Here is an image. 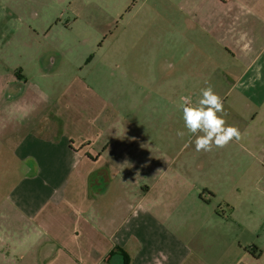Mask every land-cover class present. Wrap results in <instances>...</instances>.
Returning a JSON list of instances; mask_svg holds the SVG:
<instances>
[{
  "label": "crops",
  "instance_id": "0c3cea01",
  "mask_svg": "<svg viewBox=\"0 0 264 264\" xmlns=\"http://www.w3.org/2000/svg\"><path fill=\"white\" fill-rule=\"evenodd\" d=\"M159 1L109 16L112 40L101 25L84 41L66 39L69 27L56 41L36 39L32 78L0 64V141L19 175L0 207V264L11 260L5 249L27 264H121L122 251L129 264H241L249 255L242 230L263 216L264 122H243L263 125L241 129L236 152H197L184 122L136 120L149 91L129 80L162 77L157 53L170 32L176 73L199 57L229 60L240 65V88L260 92L264 0ZM127 29L159 31V51L131 56L132 42H119Z\"/></svg>",
  "mask_w": 264,
  "mask_h": 264
},
{
  "label": "rangeland",
  "instance_id": "374dc122",
  "mask_svg": "<svg viewBox=\"0 0 264 264\" xmlns=\"http://www.w3.org/2000/svg\"><path fill=\"white\" fill-rule=\"evenodd\" d=\"M141 1L0 0V40L6 42L5 47H7V51L4 48L0 54V64L6 63L7 66L20 65L23 69H26L25 73L32 78L34 74V41L36 39L45 43L48 42V39L56 41L63 38L64 27H69L71 30L70 35L64 33L66 39L71 36V40L73 41H84L94 36L92 25L97 27L101 25L102 30L108 31V33L106 32L108 36L110 33H113L112 36L108 37V40H112L117 35V23L107 18L111 16L114 19L116 15V17L118 16L117 19L121 20L127 11L139 5ZM158 1L151 0L153 3H158ZM124 23L125 21L121 23L123 27H125ZM56 24L58 27L55 26ZM119 33V42L127 44L128 39L132 42L130 44L131 49L129 50L132 51L130 53L131 56L146 55L148 50L154 47L158 49L160 45L155 43L160 34L157 30H152L148 33L143 32V36L142 32H133L130 29L125 30L124 34L121 32L120 34L122 35ZM164 40V48L166 50L162 49L157 53L160 59L157 68H164V71L160 73L162 77L153 80L144 78L142 73H136L133 79L129 80V84L131 83L135 87L146 88V95L149 91V95L144 100L143 106L135 111L134 117L136 120L139 122L143 119H148L149 121L156 120L157 122H184L182 110L179 109L181 104L179 98L181 96H189L193 98L192 102L195 103L201 98V89L211 86L214 92L223 100L226 112L225 119L228 125L236 126L239 130H245L246 135L251 134L250 131L256 125H260V127L263 125L262 123H258L252 124L250 127H244L243 122H264V69L260 73L261 81L259 82L262 83L260 92L255 89L246 91L240 88L242 86H240L238 78L240 65L229 60L226 62L224 59L215 58L216 62L212 64L210 62L205 63L204 59L199 57L196 62L183 63L181 72L177 71L176 73L174 68L176 65L175 36L170 32H166ZM19 44L23 46L16 48L15 46L18 47ZM36 44L39 45L40 43ZM19 50L22 51L19 53ZM9 54H11V59ZM148 54L154 55L152 52ZM91 59V56H87L86 62H89ZM161 60L164 62L161 63ZM133 64L136 67H141L140 63L135 62ZM156 86H162L163 89L155 88ZM149 89L152 90L150 91ZM160 91L165 93V96L156 95ZM123 97L120 98L123 99ZM157 107L160 108V112H158ZM237 144V141L233 140L228 144L227 150L229 152H236ZM216 149L220 152L223 151V148H216L214 146L213 150ZM9 154H11L9 146H4L0 141V157L5 158L3 163L0 162V207L4 202L6 194L4 190H8L16 181V178L19 177L17 172L14 174L11 172V169H14V160ZM7 169H10V172ZM213 202L214 204L211 208L227 211L224 204H220L219 201ZM258 211H263L259 226L258 224L247 222L245 224L246 227H243L242 230L244 235L241 242L247 247L249 255H246L245 261L241 262V264H264V200L261 202V210ZM197 224L200 223L198 222ZM12 225L15 226L14 222H12ZM251 226H258V229L253 232L250 229ZM7 250L5 249L3 252L8 253L5 254L6 256L10 255L11 260L7 264H27L17 261L19 256L12 254L11 250L10 253L7 252ZM231 259H235V256H231Z\"/></svg>",
  "mask_w": 264,
  "mask_h": 264
},
{
  "label": "clouds",
  "instance_id": "9594fccd",
  "mask_svg": "<svg viewBox=\"0 0 264 264\" xmlns=\"http://www.w3.org/2000/svg\"><path fill=\"white\" fill-rule=\"evenodd\" d=\"M179 99L184 126L195 136L197 152H210L214 146L223 148L233 140L239 142L242 139L239 128L227 124L223 100L211 86L201 89V98L195 103L189 96ZM184 135L183 131H177V136L182 138Z\"/></svg>",
  "mask_w": 264,
  "mask_h": 264
},
{
  "label": "trees",
  "instance_id": "16d2710c",
  "mask_svg": "<svg viewBox=\"0 0 264 264\" xmlns=\"http://www.w3.org/2000/svg\"><path fill=\"white\" fill-rule=\"evenodd\" d=\"M120 253H121L120 255L122 257L121 264H129L130 259H129L128 255L126 253H124L123 251Z\"/></svg>",
  "mask_w": 264,
  "mask_h": 264
}]
</instances>
